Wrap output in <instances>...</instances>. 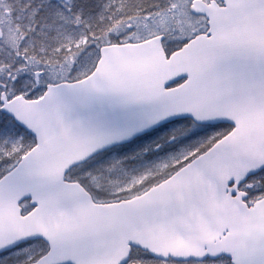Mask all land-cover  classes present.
Instances as JSON below:
<instances>
[{"label": "snow or ice", "instance_id": "snow-or-ice-1", "mask_svg": "<svg viewBox=\"0 0 264 264\" xmlns=\"http://www.w3.org/2000/svg\"><path fill=\"white\" fill-rule=\"evenodd\" d=\"M0 264H264V0H0Z\"/></svg>", "mask_w": 264, "mask_h": 264}]
</instances>
